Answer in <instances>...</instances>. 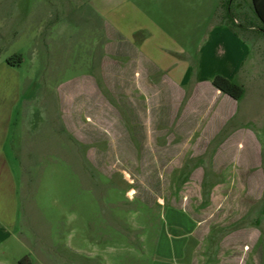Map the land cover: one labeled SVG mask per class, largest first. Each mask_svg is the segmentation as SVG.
I'll use <instances>...</instances> for the list:
<instances>
[{"label":"rangeland","instance_id":"obj_1","mask_svg":"<svg viewBox=\"0 0 264 264\" xmlns=\"http://www.w3.org/2000/svg\"><path fill=\"white\" fill-rule=\"evenodd\" d=\"M90 1L0 0V65L20 58L0 79L20 95L21 240L0 264H264V27L249 0H95L103 21ZM228 12L250 48L244 94L203 127L139 87L144 66L108 26H147L151 57L173 26L193 25L194 48Z\"/></svg>","mask_w":264,"mask_h":264},{"label":"crops","instance_id":"obj_2","mask_svg":"<svg viewBox=\"0 0 264 264\" xmlns=\"http://www.w3.org/2000/svg\"><path fill=\"white\" fill-rule=\"evenodd\" d=\"M96 2L91 0L89 7L102 20L106 17L99 8L100 4ZM249 5L251 8V0ZM112 20L111 24L107 23L117 39L119 52L124 56L136 57L139 65L144 66L139 87L162 88V91L156 90L155 98L162 95L168 99V105L176 106V112L183 113V118L196 127H203V122L211 115L222 118L226 114V106L223 104L233 103L229 101V96L212 85V79L218 74L232 81L240 79L250 48L244 38L235 35L221 18L201 29L198 27L197 30L202 35L194 48L189 46L194 40V32L190 35L193 25L173 26L171 30L174 34L167 35V44H161L158 52L152 53L151 57L148 54L145 56L141 51L147 42V26L136 25L129 36L125 37L117 29V22ZM15 67L0 65L6 75ZM151 71L160 74L162 80L147 78ZM19 99L18 81L0 79V256L7 253L12 244L21 242L18 236L19 182L11 161L13 156L8 154V145L12 143L14 112ZM145 99L147 100L146 95ZM10 146L13 148L11 144Z\"/></svg>","mask_w":264,"mask_h":264},{"label":"trees","instance_id":"obj_3","mask_svg":"<svg viewBox=\"0 0 264 264\" xmlns=\"http://www.w3.org/2000/svg\"><path fill=\"white\" fill-rule=\"evenodd\" d=\"M251 9L253 14L259 20V22L264 27V0H251ZM221 20L224 21V24L237 36L239 34L235 30V20L234 16L228 12L225 16L221 17ZM250 27H253L250 25ZM17 61V62H16ZM7 64L10 66H17V63L20 62V58L16 57L7 59ZM212 85L219 90L220 92L226 94L234 100H239L244 94V88L242 85L235 83L232 80L227 79L222 75H215L212 79Z\"/></svg>","mask_w":264,"mask_h":264}]
</instances>
